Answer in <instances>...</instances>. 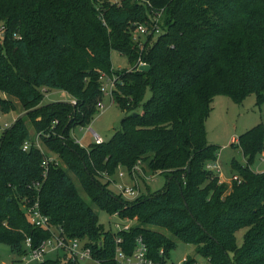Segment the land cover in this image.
<instances>
[{"label": "trees", "instance_id": "16d2710c", "mask_svg": "<svg viewBox=\"0 0 264 264\" xmlns=\"http://www.w3.org/2000/svg\"><path fill=\"white\" fill-rule=\"evenodd\" d=\"M117 1L0 0V110L18 105L25 112L0 131V243L20 260L26 236L35 246L49 235L28 221L25 206L37 199L67 236L84 238L94 257L110 259L113 233L98 222L77 182L100 209L136 217L121 233L128 251L141 234L149 256L168 259L175 237L210 264H264V170L249 167L264 153L263 124L238 136L246 164L231 160L238 180L229 183L206 167L218 146L205 138L213 96L239 102L254 92L257 103L264 99V0ZM153 17L156 35L135 40L136 25L151 30ZM113 49L130 64L118 71L112 90L128 113L109 139L80 146L71 130L97 112L99 75L110 73ZM139 61L149 69H138ZM42 89L64 90L74 103H43ZM26 116L61 161L50 162L45 178L44 154ZM25 140L30 144L23 149ZM138 159L153 173H165L161 188L129 200L101 180L120 164L129 171ZM30 264L78 262L57 255ZM182 264L201 263L187 255Z\"/></svg>", "mask_w": 264, "mask_h": 264}, {"label": "rangeland", "instance_id": "374dc122", "mask_svg": "<svg viewBox=\"0 0 264 264\" xmlns=\"http://www.w3.org/2000/svg\"><path fill=\"white\" fill-rule=\"evenodd\" d=\"M156 35V33H155ZM144 37H140L142 40ZM111 70L109 75L114 73L119 75L118 71L127 70L130 68V64L125 55L119 53L117 50L113 49L110 53ZM104 88L101 92V106L98 107L97 112L92 117L90 122L86 125H77L71 130L73 138L80 140L81 145L87 146L89 143L93 142L92 130L97 132L102 140H107L111 135L120 128V120L128 112L122 110L113 100H111L109 94V83L106 79L101 80ZM43 90V89H42ZM150 94L149 89L146 90L144 99ZM2 93L0 92V96ZM42 102L47 103L51 101H70V95L59 89H50L42 91ZM18 104V103H17ZM138 112L141 111V107L136 108ZM24 115L25 112L17 105L15 110H10L9 112H3L0 110V131L3 129V124L8 122L9 124L18 115ZM29 133L35 136L38 132L34 131L29 118L25 117ZM262 123L264 124V99L262 102L257 103L254 92L247 94L241 101L236 102L229 96L225 94H217L213 96L211 101V107L209 114L205 120V138L209 143H214L218 146L217 156L215 163L219 165V174L222 178L229 179L233 172L231 166V160L235 159L241 164H246V158L243 156L242 151L237 143L238 136L251 128L252 126ZM232 137H234L232 139ZM37 142L42 149L44 156H52L55 158L56 163H61L57 155L49 151L45 145L41 142L40 138ZM139 167L142 169L144 175L136 173L135 176L130 174L128 168L120 164L115 170L110 174H102V181H107V188L110 191L117 193V185L131 187L140 189V193H144L146 189L156 190L163 186L166 176L165 173H153L146 168V162L139 163ZM249 167L257 172L264 170V153H257L252 161L249 163ZM119 172H122V176H119ZM217 173V172H216ZM226 182V181H225ZM77 188L81 196L89 203L91 208L98 215V222L105 228H111V222L114 217L100 209L95 203H93L89 197L84 193L80 185L76 182ZM124 199H134L136 196L133 194L123 197ZM152 228L161 230L166 234H169L166 230L158 226H152ZM246 227H241L235 232V238L238 245L242 242V236L245 232ZM175 240V247L170 252V257L167 261L171 264H179L182 262L185 256H194L201 264H210L208 260L195 252V246L190 243H185L181 240ZM45 258H55L57 253L51 251L44 255ZM0 262L2 264H23L19 260L18 256L13 253L9 246L4 243H0ZM78 264H95L90 258H84L78 260Z\"/></svg>", "mask_w": 264, "mask_h": 264}, {"label": "built area", "instance_id": "2783aa9c", "mask_svg": "<svg viewBox=\"0 0 264 264\" xmlns=\"http://www.w3.org/2000/svg\"><path fill=\"white\" fill-rule=\"evenodd\" d=\"M112 3H118L117 0H110ZM154 23L153 28L151 30H148L147 27L140 23L136 25L133 38L135 40H139L141 36H144L148 32L154 31L157 33L159 31V27L156 23V17H153ZM140 41V40H139ZM145 62L139 61L138 66L141 64H144ZM117 78V75L112 73L111 75L100 72L99 80H100V89L101 92L104 88L101 80L106 79L109 83V90L108 94L113 100L112 96V90L115 88V79ZM74 102V100H71ZM101 106V100L97 102V107ZM10 124L8 122H5L3 124V128L9 126ZM40 132H38L35 135V144L36 146L42 151L40 148L37 139L39 138ZM92 139L95 143H100L102 141L101 136L92 130ZM263 138H264V124H263ZM74 140L80 145V140H77L74 138ZM29 141L25 140L23 142L22 148L26 149L29 146ZM50 162L56 163L55 158L52 156H43L41 160V167H42V177L45 178L48 166ZM141 161L138 159L136 163L131 167L130 174L132 176H135V174L138 172L142 175H144L142 169L139 167V163ZM206 167L213 170L214 172H217L219 175V165L213 162H208L206 164ZM119 176H122V172H119ZM146 177V175H144ZM108 177V175H107ZM232 179H237L238 177L236 175H232ZM39 181H36L33 183L34 187L39 186ZM117 191L122 197H127L129 194H133L134 196H138L140 194V189L137 187L136 189H133L131 187L127 186H121L117 185ZM25 212L28 218V221L35 225L40 226L46 229L49 233L48 236L45 238H42L35 246L32 245L31 238L29 236L25 237L24 240V247L25 252L21 254L20 261L23 262V264H30L35 262H40L46 259L44 255L48 254L51 251H55L58 256L72 260L77 261L84 259V258H90L94 261L95 264H171L167 261V259L163 260H155L151 256L148 255V246L146 242L144 241L141 234H138L134 238V244L132 245V248L130 251H128L127 247L125 246L123 242V237L121 233L127 232L130 230V228L135 224L136 217H128V216H121L117 211H114L112 213H109L111 217H114V220L111 222L112 229L110 231L113 233L114 237V250L113 255L110 259H104V258H97L94 257L92 254V248L91 246L86 242L84 238L80 237H70L67 236L61 227L55 226L49 219V216L42 213L37 199H35L32 203H29L25 206ZM159 253L163 255V249L160 248ZM185 259V257H184ZM183 259V260H184ZM182 260V262H183ZM179 263V264H182Z\"/></svg>", "mask_w": 264, "mask_h": 264}, {"label": "water", "instance_id": "95a60500", "mask_svg": "<svg viewBox=\"0 0 264 264\" xmlns=\"http://www.w3.org/2000/svg\"><path fill=\"white\" fill-rule=\"evenodd\" d=\"M138 69H141V70H148L149 69V64L147 63H144V64H141L138 66ZM71 103H74L72 101H70Z\"/></svg>", "mask_w": 264, "mask_h": 264}, {"label": "crops", "instance_id": "0c3cea01", "mask_svg": "<svg viewBox=\"0 0 264 264\" xmlns=\"http://www.w3.org/2000/svg\"><path fill=\"white\" fill-rule=\"evenodd\" d=\"M71 100H72V99H71V97H70V101H71ZM233 138H234V137H232V139H233ZM234 139H235V138H234ZM231 177H232V176H231ZM231 177H230L229 179L225 180V179L222 178L221 174H219V180H220V181H226V182L229 183L230 180H231Z\"/></svg>", "mask_w": 264, "mask_h": 264}]
</instances>
